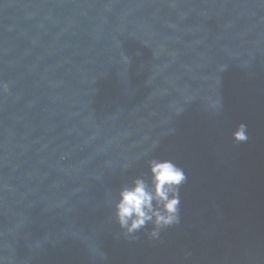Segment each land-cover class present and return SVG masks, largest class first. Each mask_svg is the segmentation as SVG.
Listing matches in <instances>:
<instances>
[{
  "label": "water",
  "instance_id": "95a60500",
  "mask_svg": "<svg viewBox=\"0 0 264 264\" xmlns=\"http://www.w3.org/2000/svg\"><path fill=\"white\" fill-rule=\"evenodd\" d=\"M153 157L181 222L129 241L113 200ZM263 233L264 0H0V264H212Z\"/></svg>",
  "mask_w": 264,
  "mask_h": 264
},
{
  "label": "clouds",
  "instance_id": "9594fccd",
  "mask_svg": "<svg viewBox=\"0 0 264 264\" xmlns=\"http://www.w3.org/2000/svg\"><path fill=\"white\" fill-rule=\"evenodd\" d=\"M232 137L235 143L247 142V124L239 123ZM147 164L148 171L124 184L113 200L115 219L129 241L139 239L141 230L149 240H160L162 230L181 222L180 190L188 179L185 170L171 159L153 157Z\"/></svg>",
  "mask_w": 264,
  "mask_h": 264
}]
</instances>
